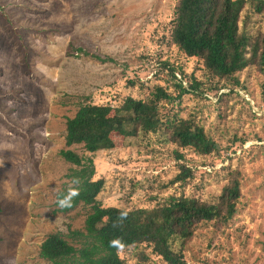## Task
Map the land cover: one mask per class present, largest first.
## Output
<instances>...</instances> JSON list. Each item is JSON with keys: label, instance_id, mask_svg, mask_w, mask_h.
I'll use <instances>...</instances> for the list:
<instances>
[{"label": "rangeland", "instance_id": "1", "mask_svg": "<svg viewBox=\"0 0 264 264\" xmlns=\"http://www.w3.org/2000/svg\"><path fill=\"white\" fill-rule=\"evenodd\" d=\"M178 0H0V264H49L41 242L59 233L79 248L89 208L59 212L56 194L72 191L78 167L59 155L66 121L82 104L114 110L143 100L154 85L174 98L177 83L197 91L161 102V115L203 128L218 148L209 155L179 148L165 126L156 133H112V148L86 153L103 207L126 210L163 204L171 196L217 201L232 173L240 198L224 225L196 226L185 264H264V98L254 67L235 74L241 87L218 84L201 61L170 42ZM245 18V19H244ZM249 35L264 33V15H242ZM241 28V29H242ZM105 61L77 54L75 49ZM168 68H175L173 76ZM232 80V79H231ZM223 85V86H222ZM244 86V87H243ZM177 154L182 157L179 159ZM185 181H171L182 170ZM173 251L178 240L171 241ZM124 264H166L146 244L119 252ZM73 264H79L74 262Z\"/></svg>", "mask_w": 264, "mask_h": 264}, {"label": "trees", "instance_id": "2", "mask_svg": "<svg viewBox=\"0 0 264 264\" xmlns=\"http://www.w3.org/2000/svg\"><path fill=\"white\" fill-rule=\"evenodd\" d=\"M249 13L264 15V0H178L170 42L186 57L201 61L204 70L216 79V84L227 80L233 85L232 89L242 86L235 74L254 67L261 77L264 98V33L251 36L239 25L244 21L242 15L248 17ZM75 51L78 55L105 61L82 49ZM168 72L174 77L175 68H168ZM200 85L194 78L189 88L179 82L174 98L162 86L154 85L143 100L128 97L114 110L109 105H80L74 116L66 121L65 149L59 151L65 162L78 169L69 176L73 182L72 191L58 192L55 205L59 212L73 210L78 204L90 211L83 231L71 233L80 238L79 248L59 233L49 234L39 246L41 259L49 264H124L119 256L121 250L146 244L166 264H185L183 250L199 223L224 225L232 219L240 198L236 172L230 175L214 203L194 197L171 196L163 204L150 208L103 207L97 200L103 180H93L92 160L70 149L80 146L84 152L94 153L112 148L110 139L114 132L128 137L135 132L156 133L165 126L169 141L179 148L209 155L218 146L202 127L187 119L173 122L160 112L161 102H173L175 98L179 101L182 95L199 90ZM177 157L182 156L177 154ZM189 176V171L183 169L171 182L185 181ZM60 200L65 201V206H60ZM174 239L179 244L177 252L171 248Z\"/></svg>", "mask_w": 264, "mask_h": 264}, {"label": "clouds", "instance_id": "3", "mask_svg": "<svg viewBox=\"0 0 264 264\" xmlns=\"http://www.w3.org/2000/svg\"><path fill=\"white\" fill-rule=\"evenodd\" d=\"M59 204H60L61 207H63V206H65V201L64 200H60Z\"/></svg>", "mask_w": 264, "mask_h": 264}]
</instances>
